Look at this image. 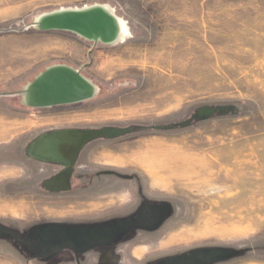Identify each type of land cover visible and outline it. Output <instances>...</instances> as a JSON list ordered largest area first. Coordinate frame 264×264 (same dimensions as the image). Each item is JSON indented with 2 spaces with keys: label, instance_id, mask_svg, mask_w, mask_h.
<instances>
[{
  "label": "rangeland",
  "instance_id": "374dc122",
  "mask_svg": "<svg viewBox=\"0 0 264 264\" xmlns=\"http://www.w3.org/2000/svg\"><path fill=\"white\" fill-rule=\"evenodd\" d=\"M93 4L127 25L125 39L93 44L31 26L42 13ZM56 64L91 80L95 97L24 105L20 90ZM32 119L128 132L79 151L94 191L11 189L29 173L13 166L29 163ZM132 219L124 233L97 231L93 241L120 237L83 253L81 264H162L194 251L207 253L200 264H264V0H0V264L79 262L62 251L29 255L8 228L25 237L47 220Z\"/></svg>",
  "mask_w": 264,
  "mask_h": 264
},
{
  "label": "water",
  "instance_id": "95a60500",
  "mask_svg": "<svg viewBox=\"0 0 264 264\" xmlns=\"http://www.w3.org/2000/svg\"><path fill=\"white\" fill-rule=\"evenodd\" d=\"M122 20L107 6L93 4L80 8H61L37 16L31 26L39 32L60 31L72 33L93 44L112 45L120 41ZM98 89L91 80L81 72L65 64L49 66L39 73L21 90L22 103L33 109H45L62 105H71L91 100ZM128 132V129H61L45 132L34 139L27 147L28 157L43 163L59 164L64 166L65 182L74 169L79 151L91 140L96 138L115 137ZM128 178L127 175H119ZM144 221V216L139 217ZM154 219V218H153ZM134 219L119 222L123 233L130 226L137 225ZM113 228V227H111ZM87 228V229H48L38 232L36 237L43 242V251L46 257L55 255L71 246L83 251L93 244L80 246L75 241L82 238L93 241L97 231L106 230L109 233L116 229ZM120 235H113L112 241ZM102 240V239H101ZM82 241V240H81ZM99 241V240H98ZM86 242V241H84ZM98 243V242H96ZM77 244V245H76ZM109 243H105L103 246ZM206 252L194 251L188 255L171 258L162 264H200L207 258Z\"/></svg>",
  "mask_w": 264,
  "mask_h": 264
},
{
  "label": "flooded vegetation",
  "instance_id": "af4514ba",
  "mask_svg": "<svg viewBox=\"0 0 264 264\" xmlns=\"http://www.w3.org/2000/svg\"><path fill=\"white\" fill-rule=\"evenodd\" d=\"M61 129H74V128H54L50 130L43 131L41 133H38L33 138L30 139L28 145L36 139L39 135L45 132H51L54 130H61ZM28 145H26L28 147ZM27 155V154H26ZM28 156V155H27ZM79 156V155H78ZM77 156V159H78ZM30 160L35 161V163L40 164H46L51 165L53 167H57L58 169L51 174L47 176H40V174L37 172V170L28 171L29 173L23 178L14 180L10 183L9 188L11 189H24L31 192H43L48 194H60V193H66V192H73L74 190H84V191H94L97 187L94 185L95 183V177L93 174H90L91 171H80L75 170V167L78 166V160L75 161L74 169L69 175L68 183L65 182V174H64V166H61L59 164H52V163H43L38 160H35L33 158H30ZM82 172V176H81ZM89 173L88 177L84 173ZM106 172V173H105ZM103 173L108 174L110 176L117 177L118 179H125L130 180L132 177L124 178L120 177L119 175H125V174H119L114 171H104ZM129 176V175H127ZM78 182V184H76ZM143 225V224H141ZM145 226V225H143ZM56 228H64L60 223L53 221V220H47L42 221L41 223H38L36 225H32L30 227L25 228L27 236H20L19 234L15 233L13 229L8 228V230L11 232V236L14 238H17L18 241H20L23 246L29 248V255L31 252L34 253L35 257H45V252L43 251V242H40L38 238L36 237L38 232H42L48 229H56ZM65 249H62V252H67L70 255H72L76 263L78 261L77 255L79 254V250L73 247L65 246ZM32 254V253H31Z\"/></svg>",
  "mask_w": 264,
  "mask_h": 264
},
{
  "label": "crops",
  "instance_id": "0c3cea01",
  "mask_svg": "<svg viewBox=\"0 0 264 264\" xmlns=\"http://www.w3.org/2000/svg\"><path fill=\"white\" fill-rule=\"evenodd\" d=\"M31 121H35V120L32 119ZM49 122H45L42 125H37V122H36V125L30 126L29 127V131H32L33 130V133L31 134V137H34L35 136V134H34L35 133V130H37L39 128L40 129H45V130H50V129L56 128V127H54V128L46 127V126H49V124H54L53 121H49ZM28 142H29V140H28ZM28 161H29V163H27L25 165H23V164H19L18 165L17 164V165H14L13 167L17 171H19L20 174H24V172H25V171H23L24 169H26L29 172L32 171V169L33 170H37V172L40 174L41 177L42 176H47V175L51 174L52 172H54V171H56L58 169L57 167H53L51 165L35 163V161H32L30 159ZM79 167H81V166L80 165L79 166H76L75 167V170L76 169L77 170H80ZM82 167H83V165H82ZM19 176H21V175H19ZM19 176H17V177L13 176V177L14 178H18ZM78 192H79V190H77V191L74 190L73 192H66V193H60V194H70V193H78ZM87 192H91V191H87ZM56 222L60 223L64 227V229H79V228L80 229H82V228L83 229H87V228L104 229V228L115 227L119 222H121V220H115V221H112V222L111 221L110 222L108 221V222H103V223L97 222L99 224H97L96 222H94L92 220L91 221H83V222H71V221H56ZM112 239L113 238L108 237L106 239H102V240H99V241H91V242H89V241H87L89 239L82 238L81 239L82 241L81 240L79 241V239L77 241H75L77 244L79 243L80 246H84V245H88V244L90 245V244H93L95 242V244H93L92 246H90L91 248H87V249L79 252V254L77 255L78 261H79L78 264L79 263L81 264L80 257H81V255L83 253H87V252H90V251L94 252V250L100 249V248L104 247L103 245L105 243H110V241ZM84 241H86V242H84ZM96 242H98V243H96ZM107 251H110V250H107ZM107 251H105V252L103 251V253L100 254L101 256L100 257L98 256L102 262H105V260L107 258V257H105V256H107V253H108Z\"/></svg>",
  "mask_w": 264,
  "mask_h": 264
},
{
  "label": "bare ground",
  "instance_id": "6f19581e",
  "mask_svg": "<svg viewBox=\"0 0 264 264\" xmlns=\"http://www.w3.org/2000/svg\"><path fill=\"white\" fill-rule=\"evenodd\" d=\"M110 8V7H109ZM127 25L124 24V22H122V30H121V35H120V41L125 39L127 34H128V31H127V28H126ZM123 42V41H122ZM118 43V42H117ZM116 44V43H115ZM169 161V160H168ZM167 163H170V162H167ZM186 170V168H184ZM184 169H182L183 171H185ZM191 172H193L192 170L193 169H190ZM197 171V170H196ZM164 172V171H163ZM166 172V171H165ZM166 175V174H165ZM171 176V175H170Z\"/></svg>",
  "mask_w": 264,
  "mask_h": 264
}]
</instances>
